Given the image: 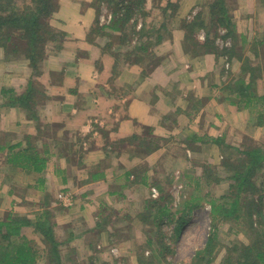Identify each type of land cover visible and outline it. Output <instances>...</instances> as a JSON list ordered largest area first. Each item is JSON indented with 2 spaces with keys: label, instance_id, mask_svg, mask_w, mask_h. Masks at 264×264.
<instances>
[{
  "label": "rangeland",
  "instance_id": "rangeland-1",
  "mask_svg": "<svg viewBox=\"0 0 264 264\" xmlns=\"http://www.w3.org/2000/svg\"><path fill=\"white\" fill-rule=\"evenodd\" d=\"M91 1L94 0H53L52 3H57L55 5L57 8L52 13L51 20L48 21L49 27L45 25V30L42 31L41 29V32H44L42 34L44 38L40 37L34 45L39 55L35 54L34 57L30 58V56H25L24 52L18 53L17 58L12 60L17 63L16 67L11 63L7 65V61L1 55L3 53L0 48V74L3 75L4 72V74L23 77L27 67L31 72L30 78L34 79L35 82L34 87L31 86L34 90L33 98L35 100L27 105L28 100L25 106H21L23 104L19 100L14 101L13 103L16 104H12L10 109L21 104V110H29L32 113L36 102L46 98L44 92L47 91V88L49 90L48 84H55L54 81L59 78V74L50 72L51 80H46V87L43 83L36 81L40 74H34V72L44 71V68L42 70L41 67L47 60L48 52H54L57 49L61 55V51L67 52L68 54L66 53L62 57L73 55L75 59L73 57L70 59L72 58V62L77 64L80 62L87 64L89 60V67L94 69V76L104 81L109 75L105 72L107 69H103L102 66V53H107L109 60L115 65L113 69L116 70L120 63H124L120 66L123 68L131 63L128 61H142L145 57L147 58L148 50L155 48L154 46L161 41L156 42L157 33L154 32L161 31L159 27L161 18L163 16L164 19V15H167L169 18L167 20L168 26L161 35L165 36L163 41L170 38L173 30H181L186 35L181 43L183 52H189L190 56L199 58L205 54H210L216 62L217 70L214 73L217 74V80L212 81V78H209L207 86L214 88L215 93L220 98H232L235 106L244 105L247 107L245 108L246 111L253 109L254 114L259 111L260 116H263L264 110L261 111L262 107L264 108V84L258 88L256 82L259 79L264 81V43L258 44L256 41H260L261 38L264 39V21L254 22L253 18H258L259 14H252L253 11L249 13L248 6L244 7V10L248 11L246 14H251V17L247 16L243 20L234 18L236 0H223L221 3L226 9L225 14L230 19L226 21L225 25L232 26L235 31L233 38L230 34L225 37L226 26L220 25L217 21L220 19L221 22L224 18V12L219 5L221 0H140L136 13L129 17L118 32L110 31L109 28L99 29L100 25L111 24V20L115 17L111 15L112 9L105 3L100 5L97 10L96 4L90 5ZM257 10H260L264 17V8L260 9L259 6ZM54 16L57 22H55ZM94 22L95 25H93ZM237 22H240V28L245 30L244 37L246 40H242L241 37V43L235 39L236 28L239 27ZM142 28L145 29L142 31ZM167 29H170L169 33H166ZM11 30H14V27ZM20 30L17 29L15 32H22ZM53 30L57 33L55 36H51ZM137 30H141V33L152 31L153 34L143 35L140 33L139 35ZM17 35H14V40H18ZM255 38L257 40L252 41ZM124 45H127V51L119 52L118 50L122 49ZM132 45H135V48L130 47ZM61 47L68 48V51L66 49L60 50ZM253 48L257 50V54ZM230 50L233 51L232 61L230 60L231 54L228 53ZM48 55V59H52V57L54 59H57L56 57L61 58L58 54ZM81 57L83 59H80ZM155 64L157 63L155 62ZM5 68L12 72H7ZM240 76L244 78L243 83L251 80L253 85H251L250 91H253L254 95L261 96V100H257L253 96L252 100L248 102L246 95L237 93L239 84L235 81ZM115 77L112 76L110 80L112 81ZM0 79L2 78L0 77ZM97 82L99 84V80ZM212 82H216V86H212ZM23 88H18V91ZM56 89L52 90L55 91ZM7 90H11L12 95L17 93L11 86H7ZM97 91H99V86H96L95 92ZM0 99H3L1 94ZM8 106L10 107V105ZM96 121L93 120V123H89L91 124L89 125V134L92 131L97 132V129L94 128L95 125H93ZM10 129L12 128H8L7 131ZM39 129L42 131L38 138L43 139L45 137L44 142H50L47 138L54 133L51 132L52 128ZM19 130V128H14V132L11 131V134H4V141L15 138ZM23 137L21 138L25 144ZM29 139L36 144L33 138ZM75 139L77 140L76 137ZM137 139H134L133 142ZM155 141L158 142L153 137H149V140L146 139L143 142L144 147L140 148V145H135L136 151L141 154L155 151L151 149L149 152H144L147 145L153 148L156 145ZM140 142L141 140L138 141V144ZM86 143L88 142H86L85 137L83 144H81L87 149ZM246 143L250 145L249 141ZM71 145L77 151L82 148L79 143L74 141L71 142ZM3 147L0 134V168L14 170L15 167L9 166L7 163L3 166L2 156H5ZM81 151L79 152L81 153ZM189 151L192 150H188V154ZM189 157L191 162L196 158L195 161H200V163L195 166L185 164L179 166L183 168L181 173L179 171L173 173V170L169 173L171 170L169 165L165 167L160 165L157 167L155 165L145 166V168H151L146 189L140 190L138 193L135 189H126L129 195L120 196V198L117 196L108 198L101 195L95 196L92 195L90 189L87 192L84 183L81 182V175L87 174V168L85 169L86 165L84 164L83 166L81 164L74 166L78 170H83L70 177L66 187L61 186L54 190L55 181L49 179V187L41 190V193L39 189L36 195L26 198H24L23 192L26 191L25 189L28 191L30 185L20 190L21 184L13 183V179L3 181L0 171V219L9 213L13 216L25 217L32 223L36 222L38 218L46 219L52 226L54 237L59 241L63 264H220L226 254V248L231 244L240 242L247 245L250 242L246 233L252 229L249 226L245 209L246 205L251 202L248 203L249 198L243 199L244 195L238 193L236 187L232 188V192H230L231 188L229 187L235 182L229 177L238 168L236 165H241L244 155L235 154V151L217 146L215 149L212 147L208 149L206 157L202 158L200 153L197 157L190 155ZM192 168L194 169L193 173L192 171H190L191 173L185 171ZM99 172L97 168H93L90 174ZM140 172L132 174L135 181H139L142 174ZM43 175L46 179L48 178L45 173ZM262 178H264V166L258 170V174L252 178L251 182H256V185H259ZM21 192L22 195L19 196ZM42 193L44 197L41 195ZM237 194L241 196L236 204L239 209L238 217L221 220L217 218L218 216H213L212 201H220L223 198L224 202L221 204L229 207ZM152 198L154 200L160 199L159 204H164L165 207L148 205V200ZM185 203L189 209L184 208ZM180 211L185 212L186 222L180 233L172 236L171 232L175 224L169 221L168 217L177 218L182 213ZM160 213H163L162 218L158 222V226H154L152 218L159 216ZM105 218L108 219L107 223H103ZM253 219L255 221L253 227H257V230L259 228V231L262 232L264 224L256 223L257 218L254 215ZM214 229L216 235L211 240L213 248L210 246L207 252L197 254L206 245L208 238L212 237ZM82 230L83 233H81ZM71 232L75 234V237L68 239ZM35 237L34 247L44 254V250L40 248L43 245V237L40 234L35 235ZM148 240L153 244H147ZM253 241L264 248V237L260 234L258 237H254ZM160 242L167 243L168 248L163 251V255L160 254L159 258L150 259L152 250L159 247ZM206 260H210V263H207ZM40 264L42 263L40 262Z\"/></svg>",
  "mask_w": 264,
  "mask_h": 264
},
{
  "label": "crops",
  "instance_id": "crops-1",
  "mask_svg": "<svg viewBox=\"0 0 264 264\" xmlns=\"http://www.w3.org/2000/svg\"><path fill=\"white\" fill-rule=\"evenodd\" d=\"M246 6L249 7V13L253 11L252 14H259L258 18H253L254 22L264 21L260 10H257L259 6L260 9L264 8V0H236L233 12L235 19L244 20L247 16L251 17V14H246L248 11L244 10ZM54 19L57 22L55 16ZM237 24L239 27L236 28L235 39L241 43V37L246 40L245 30L240 28V22ZM185 37L181 30H173L170 38L163 41L162 36L155 48L148 50L147 58L144 56L145 58L138 62L128 61L131 63L123 68L120 66L124 63H120L117 70L113 69L115 65L111 63L107 53H102V66L107 69L105 72L109 75L104 81L94 76V69L89 67V60L87 64H77L72 62L75 59L73 55L62 57L67 52L61 51L62 55L58 49L48 52L51 56L58 54L61 58L48 59L47 54L46 64L41 67L44 71L34 72L40 74L36 81L46 86V80H51L50 72H57L59 78L55 79V84H48L49 90L47 88L44 92L46 98L36 102L32 113L29 110H21L20 105L12 107L14 109H10L11 105L2 106L0 99L3 152H7L6 146L15 144L20 153H30L33 150L42 157L44 167L39 172L34 171L30 165L31 160L28 161L23 156L13 158V161L6 163L15 167L14 170L0 168L3 181L13 179V183L21 184L20 190L30 185L29 190L25 189L23 192L26 198L36 195L39 189L41 193V190L49 187V179L55 181L54 190L61 186L66 187L70 177L83 170L74 166L84 164L87 174L81 175V182L87 192L90 189L95 196L120 198L129 195L126 189H135L136 193L146 189L151 173L148 166L169 165V173L172 170L173 173H181L183 168L179 166H195L200 163L195 161L196 158L191 162L189 155L197 157L200 153L202 158L206 157L207 150L211 147H226L228 150L248 147L264 149V114L260 116L259 111L254 114L253 109L246 111L247 107L244 105L235 106L231 102L232 98L217 96L214 88L207 86L209 78H212V81L217 80V74L214 73L217 70L215 60L210 54L204 53L205 55L199 58L190 56L189 52H183L181 43ZM81 40L83 42V36ZM254 40L257 39L252 41ZM65 47L60 50L68 51ZM122 47L118 51L126 52L127 45ZM9 63L16 67L17 63L8 61L7 65ZM111 72L114 74L110 75ZM30 74L27 67L23 77L3 72V75L0 74V88L1 85L11 86L20 93L27 86L34 87L35 82L30 78ZM112 76L118 78L111 81ZM215 83L212 82V86H216ZM24 86L26 87L23 88ZM96 86H99L97 92ZM18 88L23 89L18 91ZM34 100L32 97L27 105ZM263 110L262 107L261 112ZM93 120H97L93 124L97 132L91 130L89 134V123H93ZM8 128L12 129L7 131ZM14 128L20 129L16 137L4 141V134H11ZM39 128H52L51 132L54 133L51 137L54 134L55 138H47L50 142H44L45 137L39 139L42 131ZM85 137L88 142L87 149L82 147ZM149 137L158 140L155 141V151L138 153L135 145L144 147L143 142L149 140ZM29 138H33L36 144ZM136 138L138 139L133 142ZM72 141L79 143L82 147L79 148L81 153L73 148ZM246 141H249L250 145ZM188 150L192 151L188 154ZM24 164L30 166L25 167ZM93 168L100 172L90 174ZM138 171L142 174L139 181H135L132 174ZM185 171L193 173L194 169ZM165 173L167 174V171ZM21 195L22 192L19 196ZM41 195L44 197L43 193Z\"/></svg>",
  "mask_w": 264,
  "mask_h": 264
},
{
  "label": "trees",
  "instance_id": "trees-1",
  "mask_svg": "<svg viewBox=\"0 0 264 264\" xmlns=\"http://www.w3.org/2000/svg\"><path fill=\"white\" fill-rule=\"evenodd\" d=\"M138 1L140 0H94L90 2V5L96 4L98 10L100 5L105 3L110 9H112L111 15L115 18L111 20V24L100 25L99 29L109 28L110 31L118 32L122 25L127 22L129 17H131L133 13H136L137 6L140 5V2ZM222 1L223 0L219 2V5H221L224 12V18L221 22L219 21L220 19L217 20L216 18V20L220 25H225L226 21L230 19H228L229 16L225 14L226 9L223 8L221 4ZM52 2L53 0H0V48L3 53L1 55L7 62L15 60L17 54L20 52H24V55L30 56V58L34 57L35 54L39 55L38 51L35 50L34 45L40 37H43L42 34L44 32L42 33L41 29L42 31L45 30V25L49 27L48 21L51 20L52 13L57 8V6H55L57 3ZM43 17H45L44 19L46 20H44ZM168 19L167 15H164V19L162 16L159 25L161 31L154 32L157 33L156 42L161 40L162 32L165 31L168 26ZM93 25H95V22ZM225 26V37L230 34V36L234 38L235 31L232 26ZM13 27L14 30H11ZM17 29H21L20 31L22 32H15ZM144 29L142 28V31ZM137 32L140 35L141 30H137ZM169 32L170 29H167L166 33ZM146 33L142 32L141 34H153L152 31ZM55 34L57 33L53 30L51 36H55ZM14 35H17L18 40L13 39ZM256 43L262 44L264 43V39H260V41H256ZM142 48L144 47L142 46ZM253 50L257 54V50L255 48H253ZM228 53L232 54L233 51L230 50ZM243 80L244 78L240 76L235 81L239 84L237 93L246 95L248 97V102L252 100L253 96L257 100H261V96L254 95L253 91H250L252 88L251 85H253L251 80L247 83H243ZM256 84L259 88V86L262 87L264 83L259 79ZM33 91L34 90L31 87L27 86L24 91L22 90L20 93H14L13 96L11 90H7L6 85H1L0 94L4 99H1L2 106L16 104L13 102L17 100L23 104H20L21 106H25V103L32 99ZM231 102L234 101L231 100ZM155 147L156 145H154L153 148H150L147 145L144 152H149L151 149H155ZM6 150L7 152H4L5 156L2 161L3 166L6 162L13 161V158H20L23 156L26 160H31L30 165H32L34 171L36 170L39 172L44 167V164L42 163L43 159L38 152L32 150L30 153H20L18 152L16 144L9 147L6 146ZM231 151H235V154L238 153L244 155L241 165H236L238 168L235 169L234 173L229 177L235 181L230 184L229 187L231 188L230 192H232V188L236 187L237 192L244 195L243 199L249 198L248 203H251L246 205L245 212L247 214L249 226L252 230L246 233L250 242L247 245L240 242L231 244V246L226 248V254L222 258L220 264H264V248L259 246L257 242L253 241V238L258 237L259 234L264 237V229L260 232L259 228L257 230V227H253V223L255 222L253 215L257 218L256 223L260 222L261 224H264V178H262L259 185H256V182H251L252 178L258 174V170L264 166V149L262 147H248L244 149L235 148ZM30 165L24 164L25 167H29ZM91 176L94 177V175ZM240 198V194H237V197L234 198L229 207L221 204L224 202L223 198L220 201H212L211 208L213 216H218L217 218L221 220H230L234 217H238L239 209L236 204ZM159 200L160 199L154 200L152 198L151 200H148V205L152 204L154 207H165L164 204H159ZM184 208L189 209L186 203ZM180 212L182 213H180L177 218L168 217L169 221L174 222L175 224L171 232L172 236L179 234L186 222L185 212ZM162 214L160 213L159 216L152 218L154 226H158ZM107 220L108 219L106 218L103 219V223H107ZM28 232L31 234H28ZM81 233H83V230ZM38 234L44 239L42 240L43 245L40 246L41 250H44V254L34 247L33 242L36 240L35 235ZM215 235L216 233L214 229L212 237L208 238L206 245L200 249L197 254H201L200 252H207L210 249V246L213 248L211 240ZM74 237L75 234H72L71 232L68 239H73ZM147 244H153V242L148 240ZM167 248V243L160 242V246L152 250L150 259L159 258L160 254L164 253L163 251ZM62 257L63 255L59 249V241L54 237L52 226L46 219L42 220L38 218L36 222L32 223L25 217L13 216L10 213L7 214L6 217L0 219V264H40V262L42 264H63L64 261ZM206 262L210 263V260H206Z\"/></svg>",
  "mask_w": 264,
  "mask_h": 264
}]
</instances>
